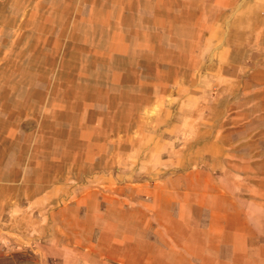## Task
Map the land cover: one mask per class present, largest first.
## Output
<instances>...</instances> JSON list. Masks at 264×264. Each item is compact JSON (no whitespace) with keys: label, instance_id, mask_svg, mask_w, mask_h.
<instances>
[{"label":"rangeland","instance_id":"374dc122","mask_svg":"<svg viewBox=\"0 0 264 264\" xmlns=\"http://www.w3.org/2000/svg\"><path fill=\"white\" fill-rule=\"evenodd\" d=\"M263 21L264 0H0V176L24 174L0 264H264V91L221 83Z\"/></svg>","mask_w":264,"mask_h":264},{"label":"crops","instance_id":"0c3cea01","mask_svg":"<svg viewBox=\"0 0 264 264\" xmlns=\"http://www.w3.org/2000/svg\"><path fill=\"white\" fill-rule=\"evenodd\" d=\"M259 35L260 43L258 44L256 40H254V42L248 47V50H246L247 53L241 60L234 62L233 60L228 59L225 62L228 74L221 78V83L229 86L235 84L236 82L244 85L251 84L254 85L252 90L260 89L264 91V21ZM235 68L236 70L239 69L241 71V73L237 74L236 77L231 76V74L234 73L233 70ZM244 91L245 90L242 89V92ZM228 92H234V90H232L231 87H228ZM223 128L225 129L226 126L222 124L211 126L210 133H213V135L211 136L210 141L213 143L216 151L218 152L217 154L219 159L217 161L219 163L229 164L231 161L230 159L233 158L234 155L232 156L229 154L231 143L225 138ZM23 175L24 174L21 172L20 175L15 178L0 176L1 223L10 217L13 209H16L18 205L19 210L21 211L23 196H16L14 192L18 186L21 187L24 183ZM259 206L258 210L261 212L263 207L261 205ZM254 208L255 207H252L251 210Z\"/></svg>","mask_w":264,"mask_h":264}]
</instances>
